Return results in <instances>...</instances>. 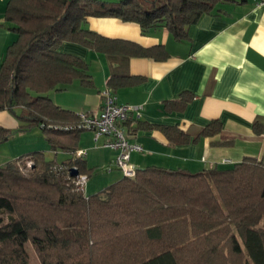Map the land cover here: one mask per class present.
I'll return each instance as SVG.
<instances>
[{
  "label": "trees",
  "instance_id": "1",
  "mask_svg": "<svg viewBox=\"0 0 264 264\" xmlns=\"http://www.w3.org/2000/svg\"><path fill=\"white\" fill-rule=\"evenodd\" d=\"M227 1L243 0H9L4 18L15 39L0 63V111L19 119V131L40 128L50 150L70 158L59 163L42 150L24 155L34 159L30 177L16 165L23 157L0 165V264H31L29 242L41 264H264V162L245 158L200 172L137 168L133 177L85 195L70 174L72 167L87 176L91 170L75 156L84 129L77 113L49 96L74 80L90 83L88 63L62 52L63 43L124 51L125 42L85 27L88 17L134 22L143 33L164 26L182 40L188 26ZM134 49L158 58L160 47ZM158 128L170 142L189 138L177 125ZM220 128L211 121L201 135ZM10 134L1 128L0 140Z\"/></svg>",
  "mask_w": 264,
  "mask_h": 264
},
{
  "label": "crops",
  "instance_id": "2",
  "mask_svg": "<svg viewBox=\"0 0 264 264\" xmlns=\"http://www.w3.org/2000/svg\"><path fill=\"white\" fill-rule=\"evenodd\" d=\"M8 2L0 0V63L15 39L4 18ZM85 27L105 38L125 42L118 44L124 51L105 53L77 43H63L62 52L88 63L90 83L74 80L49 92V96L56 105L74 113H99L103 104L100 93L110 86L119 103L142 105L140 125L134 115L126 125L129 140L143 148L131 154L136 168L156 166L200 172L214 167L230 168L245 158L264 162L262 0L219 3L211 13L188 26L187 37L182 40L164 26L143 33L137 23L112 17H88ZM133 45L144 49L160 47L156 51L158 58L131 54ZM186 96L191 99L181 108ZM214 120L220 123V131L213 136L201 135ZM164 125H177L188 140L170 142L158 128ZM19 126L14 114L0 111V129L11 133ZM8 139L0 140V144H6ZM106 140L105 136L95 138L93 131L85 129L77 150H86L85 165L91 169L88 179L100 168L107 171L98 181H114L113 184L123 175L114 165L115 152L104 146ZM2 150L6 152L5 148L0 149V165L33 152L22 154L10 147L4 154ZM58 151L67 154L62 162L70 158L67 151ZM86 186L93 185L89 182Z\"/></svg>",
  "mask_w": 264,
  "mask_h": 264
},
{
  "label": "built area",
  "instance_id": "3",
  "mask_svg": "<svg viewBox=\"0 0 264 264\" xmlns=\"http://www.w3.org/2000/svg\"><path fill=\"white\" fill-rule=\"evenodd\" d=\"M264 3V0H262ZM103 104L99 113L79 112L80 127L84 130H91L95 138L107 137L104 146L115 152L114 165L121 171L123 176L133 177L137 168L131 163V154L141 152L142 146L135 141H130L125 123L133 118L139 120L142 115V105L119 103L116 95L110 87L104 88L100 93ZM86 150H77L76 157L84 158ZM26 163L29 157H23ZM20 159V160H21ZM19 161V160H18ZM76 168V167H74ZM88 176L80 173L74 177V186L77 191L84 192Z\"/></svg>",
  "mask_w": 264,
  "mask_h": 264
},
{
  "label": "rangeland",
  "instance_id": "4",
  "mask_svg": "<svg viewBox=\"0 0 264 264\" xmlns=\"http://www.w3.org/2000/svg\"><path fill=\"white\" fill-rule=\"evenodd\" d=\"M16 113L20 114L19 109H16ZM6 144L2 143L0 144V149H6V152L8 151V149L10 147H14L16 148L17 152L20 153H27L30 151H36V150H42L45 153V157L47 159L50 160H56L57 162H62L65 160V158L67 157V154L65 152L62 151H57L56 153L50 150V147L48 146V143L42 133V131L40 130V128L38 127H34L32 129H26L23 130L22 132L17 130H12L10 138L5 142ZM47 146V149H36L38 148H42V146L44 145ZM4 147V148H2ZM30 150V151H29ZM2 152H4V154H6V152L4 150H2ZM29 163H26L25 159H21L19 161H15L16 165L19 168V172L26 176V177H30L31 173L34 172V159L29 157ZM107 171V170H105ZM105 171H103V169L100 168H96L93 173L91 174V177L88 179V181L86 182L87 185L89 184V182L93 185L92 188H90V186H86L85 185V190L84 193L86 194H91L92 193H96L99 192L101 190H103L105 187H107L108 185L112 184V182L110 183H102L103 181H98V179H100V177H105V175H103L102 173H106ZM103 175V176H102ZM91 180V181H90ZM99 184V185H98ZM97 186V187H96ZM94 189L95 191H89ZM26 252L28 254L29 257V261L31 264H41L40 263V259L36 253V251L34 250L33 246L29 243L26 244Z\"/></svg>",
  "mask_w": 264,
  "mask_h": 264
},
{
  "label": "water",
  "instance_id": "5",
  "mask_svg": "<svg viewBox=\"0 0 264 264\" xmlns=\"http://www.w3.org/2000/svg\"><path fill=\"white\" fill-rule=\"evenodd\" d=\"M70 174H71L72 177H76L79 174V171H78L77 168L72 167L70 169Z\"/></svg>",
  "mask_w": 264,
  "mask_h": 264
}]
</instances>
